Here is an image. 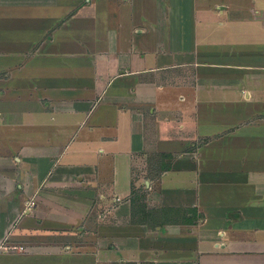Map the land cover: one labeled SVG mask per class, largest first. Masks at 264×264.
I'll use <instances>...</instances> for the list:
<instances>
[{
  "label": "crops",
  "instance_id": "crops-1",
  "mask_svg": "<svg viewBox=\"0 0 264 264\" xmlns=\"http://www.w3.org/2000/svg\"><path fill=\"white\" fill-rule=\"evenodd\" d=\"M0 264H264V0H0Z\"/></svg>",
  "mask_w": 264,
  "mask_h": 264
}]
</instances>
